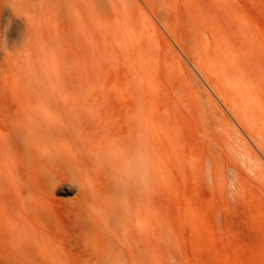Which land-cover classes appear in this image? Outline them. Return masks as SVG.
<instances>
[{
  "label": "rangeland",
  "instance_id": "374dc122",
  "mask_svg": "<svg viewBox=\"0 0 264 264\" xmlns=\"http://www.w3.org/2000/svg\"><path fill=\"white\" fill-rule=\"evenodd\" d=\"M0 264H264V0H0Z\"/></svg>",
  "mask_w": 264,
  "mask_h": 264
},
{
  "label": "bare ground",
  "instance_id": "6f19581e",
  "mask_svg": "<svg viewBox=\"0 0 264 264\" xmlns=\"http://www.w3.org/2000/svg\"><path fill=\"white\" fill-rule=\"evenodd\" d=\"M214 7H215V6H214ZM216 8H217V7H216ZM212 11H213V10H212ZM216 11H217V10H216ZM216 11H215V12H216ZM211 31H212V30H211ZM207 33H208V32H207ZM211 34H213V33H211ZM214 35H215V34H214ZM214 37H215V36H214ZM218 38H219V37H218ZM215 40H216V39H215ZM219 42H220V41H218L217 44H219ZM220 44H221V43H220ZM226 47H229L230 49H233V45L230 46V44H228V43L226 44ZM236 106H237V105H236ZM133 115H134V114H133ZM134 117L137 118V116H135V115H134ZM133 119H134V118H133ZM129 121H130V119H129ZM138 121H139V120H138ZM134 122H135V120H134ZM129 123H130V122H129ZM129 125H130V124H129ZM114 135H115V134H114ZM105 143H106V142H105ZM247 145H248V144H247ZM243 153H244V152H243ZM246 154H247V153H246ZM247 155H248V154H247ZM257 157H258V156H257ZM255 160H257V159H255ZM255 165H256V164H255Z\"/></svg>",
  "mask_w": 264,
  "mask_h": 264
}]
</instances>
